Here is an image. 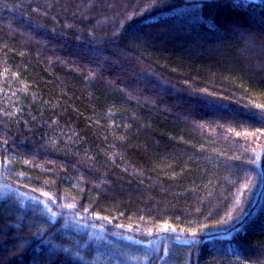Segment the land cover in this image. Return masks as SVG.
I'll return each mask as SVG.
<instances>
[{"label":"trees","instance_id":"16d2710c","mask_svg":"<svg viewBox=\"0 0 264 264\" xmlns=\"http://www.w3.org/2000/svg\"><path fill=\"white\" fill-rule=\"evenodd\" d=\"M0 181V264H264V0H0Z\"/></svg>","mask_w":264,"mask_h":264},{"label":"rangeland","instance_id":"374dc122","mask_svg":"<svg viewBox=\"0 0 264 264\" xmlns=\"http://www.w3.org/2000/svg\"><path fill=\"white\" fill-rule=\"evenodd\" d=\"M247 33L250 36L253 35V32H247ZM0 198H13L17 202H19L21 205L28 206V207L34 208V209H38V207H36V205H37V206H39L40 210L43 211L44 214H46L47 216H50L49 213L47 212V210L45 209V207H43V205H41V202H39L37 200L34 201V200H31V198H29V197L23 196L22 194L16 192L10 186L5 185L2 181H0ZM70 226H72V228H73L72 230H74L78 233H81V232L86 230V231H88L86 233L88 234V236L90 238H92L96 241H102V242L108 243L100 231H97V230L90 228V227H87V226H83L79 223L71 224Z\"/></svg>","mask_w":264,"mask_h":264}]
</instances>
